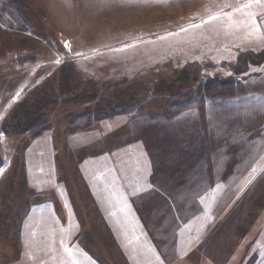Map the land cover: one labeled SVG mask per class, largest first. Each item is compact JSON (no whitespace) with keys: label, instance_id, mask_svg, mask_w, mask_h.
<instances>
[{"label":"rangeland","instance_id":"1","mask_svg":"<svg viewBox=\"0 0 264 264\" xmlns=\"http://www.w3.org/2000/svg\"><path fill=\"white\" fill-rule=\"evenodd\" d=\"M216 2L0 0V264H59L61 239L95 264H175L180 246L168 231L177 221L194 229L197 216L202 237L187 264H264V57L231 67L239 51H263L264 37L178 31ZM125 44L136 46L110 51ZM196 88V106L167 109ZM195 171L199 193L182 187ZM115 177L163 186L176 199L143 193L122 212L98 200L113 201ZM131 216L153 239L123 233ZM35 217L59 218L57 247ZM153 242L158 261L130 256Z\"/></svg>","mask_w":264,"mask_h":264},{"label":"snow or ice","instance_id":"2","mask_svg":"<svg viewBox=\"0 0 264 264\" xmlns=\"http://www.w3.org/2000/svg\"><path fill=\"white\" fill-rule=\"evenodd\" d=\"M101 3L107 4L109 0H100ZM128 2H133V0H128ZM204 28H211L219 34L221 31L232 30V31H242L246 33L249 37L256 36L257 38L264 37V0H219V2L213 3L208 9H206L205 14L202 15L199 19V22L189 23L187 27H180L179 32H189L191 30H201ZM177 33H167V36H174ZM164 36L159 37V39H164ZM264 42V41H262ZM137 43H144V41H138ZM136 44H125L123 48L110 49V51L118 52L123 49L133 48ZM64 47L69 49L71 46L68 43L64 44ZM77 55H81L77 53ZM59 63V61H57ZM231 75V73H229ZM19 93H17V97ZM260 114H264V106L260 108ZM4 134L0 132V137ZM264 159V156L261 157ZM137 165L139 161H136ZM43 172V168L40 169ZM117 169L115 166L109 167L105 169L107 173H114ZM123 171V168L120 169ZM139 171V168H137ZM5 173V169L0 167V176ZM252 173H256V168H252ZM262 174H264V170H262ZM98 179H104L107 182V177L104 172L100 173ZM143 178L138 177V181ZM256 179V176H252L251 179L247 180L246 183H252V181ZM115 183V179L112 181ZM221 187L220 184L216 185V189L218 190ZM138 192H144L148 195L156 194L162 197L165 201L168 200L169 197L176 199L172 193L168 192L167 189L162 190V186H156L153 183H149L145 181L144 183H137L136 190L133 192V195H136ZM201 203L204 202L203 197L200 200ZM123 207L120 211H125L127 209V201H122ZM115 215V213H112ZM59 219V218H57ZM34 235V233H33ZM138 239V237H137ZM60 246L63 249L64 254L66 255V259L62 258L59 264H82L80 259H77V252L73 250L68 244L65 243L64 239L59 241ZM30 256L31 253H28ZM84 259L88 260L91 257L88 256L86 252L83 253ZM43 264V262H41ZM160 264H164V261L161 260Z\"/></svg>","mask_w":264,"mask_h":264},{"label":"crops","instance_id":"3","mask_svg":"<svg viewBox=\"0 0 264 264\" xmlns=\"http://www.w3.org/2000/svg\"><path fill=\"white\" fill-rule=\"evenodd\" d=\"M246 164H245V166H246ZM262 166L263 165H261V167ZM261 167H259L258 164L256 165V173L254 175H252L251 174L252 171L248 169L249 172H247V176L244 177V178H250L251 176H256V175L260 174L259 173L260 170H258V169H261ZM246 170L247 169H245V171ZM200 175H201V173H199V171L197 173L195 171V174L193 172H190L188 177L193 178V181L190 180L188 184L186 183L185 185H182L183 189L184 190H188L189 192H195V193L200 191V189L202 187V179L200 180V178H201ZM222 175L226 176V174H222ZM240 176L243 177L242 175H240ZM247 180H249V179H247ZM235 182L237 183V181H235ZM213 185L214 184L212 183V181H210L208 183L207 186L209 187V190H210L209 192L214 191L213 190ZM248 185L246 183L245 187H247ZM113 188H114V192H115V198L113 199V201H111L112 200L111 198L108 199V197H105V196H103V199L101 197H98L99 198L98 200L101 203H106L107 201L109 203L111 202L112 206L115 209H121L123 207L122 201H124V200L127 201V208H133V209L137 208L138 201H140L142 199V194L144 193V192H138L137 194H139L141 196H139V198H136V200H134V197H136V195L135 196L134 195L131 196V193H133L136 190V184H133L132 186L128 187L126 184L123 183V178L122 177H119V182H116V177H115V186H113ZM186 188H188V189H186ZM163 189L164 188L162 186V190ZM103 192H107L106 188H105V191H103ZM134 202H136V203H134ZM194 219H195L194 220V222H195V228L194 229H192L190 224H187V222H182V221L179 222V221H177V222L173 223L172 226H174V227L171 229L172 231H170V230L168 231L169 232L168 236L170 234L173 236L171 238V240L172 241H176V243L178 242L177 244H178V246H180V249L176 248V251H175V256L177 255L178 257H180V259H179L180 261H177L175 264H187V262L184 260V258L186 256H189V254H192V252L194 250L193 247L196 246L197 242L202 237L201 227L196 229V227H197L196 223H197L198 220L201 221V218H199V216H197ZM78 223H79V221H78ZM201 223L202 222H200V224ZM31 224L32 225H37V226L41 225V224H49L51 226V228L49 229V232L51 233V236L53 237V241L56 242L55 247H57V241H58V238H57L58 234H56V232H58V227L57 226L59 224H62L59 221V219H57L55 217H51V218L50 217L49 218L35 217V218H32ZM123 224H125L123 233L125 235H129V237L131 239L133 238L132 235H134V233H136V235H139V237L143 236V237H145L146 240L148 238L151 240L152 237H151V234L149 232V228H147V227L140 228L139 227V225H145L143 223V221H142V218H140L139 216H136V217L131 216V217H129V220L128 219H127V221L125 220ZM178 224H181V226H179ZM131 225H136L138 230L133 229L131 227ZM188 225H189L188 229L185 230V226H188ZM179 228L181 229V232H182L180 234H178V232H177L178 230H180ZM29 230L32 233H34V237L39 233L38 229L35 228V227L31 228ZM182 230H185V231L183 232ZM74 231L76 232V230H74ZM74 231L72 233H75ZM168 232H165V234H167ZM164 235L161 234L160 236L165 238V239H168V241H169V237H166ZM143 237H142V239H143ZM191 242H193V244ZM152 244H154V246H155L154 248H152V250L151 249L150 250L145 249V251H144V249H141V250H138L136 252L130 251V256H133V257H136V256L137 257L150 256L152 258L153 257H157L156 261H158V258L161 257L163 254L160 252L159 248L155 245L154 242ZM186 247H189V248H186ZM183 248H185V249H183ZM49 249H50V251L53 250L52 243H50V248ZM74 251H76V250H74ZM77 255L80 257L82 263L95 264V262H92V259L85 260L83 254H80L78 252ZM164 264H172V263L169 262V263H164Z\"/></svg>","mask_w":264,"mask_h":264},{"label":"trees","instance_id":"4","mask_svg":"<svg viewBox=\"0 0 264 264\" xmlns=\"http://www.w3.org/2000/svg\"><path fill=\"white\" fill-rule=\"evenodd\" d=\"M247 56H250L252 59H256V58L257 59H260V58H263L264 57V50L261 51V52H258V53H255L253 51H239L238 56H237V59H236V61L234 63L231 64V67L233 69H235V70H237L239 67H244L245 66L244 63L246 62V59L245 58ZM185 71L187 72V74L191 75V73L189 72L190 70H188L186 68ZM228 84L229 83L223 84V85H220L218 87H224L225 85H228ZM197 89L198 88H196V90L195 89L194 90L193 89L192 90L189 89L188 92H186L184 94H182V93L179 94L178 96H180V95L182 96L183 95L184 97L183 98H180L181 99L180 101L179 100H175L174 102L167 103V105H166L167 106V109L168 110H171L173 108L183 109V108L190 107L192 104L196 106L200 102H199V100L197 101V98H195V97L201 96L200 93H197L196 92ZM210 89H212V87ZM212 90H214V88ZM104 112L105 111L101 110V111H99V114H97V115L101 117L102 115H105ZM84 117L86 118L85 120H88V118H89L88 113H87V115H84Z\"/></svg>","mask_w":264,"mask_h":264}]
</instances>
